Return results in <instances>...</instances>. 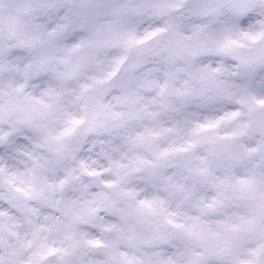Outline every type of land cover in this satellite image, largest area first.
Segmentation results:
<instances>
[{
    "label": "snow or ice",
    "instance_id": "obj_1",
    "mask_svg": "<svg viewBox=\"0 0 264 264\" xmlns=\"http://www.w3.org/2000/svg\"><path fill=\"white\" fill-rule=\"evenodd\" d=\"M65 7L68 22L51 32L35 23L38 13ZM184 7V0H49L46 4L0 0V30L6 27L11 35L25 34L28 38L22 43L29 46L54 45L69 28L94 25L93 38L65 50L60 61L65 66L57 74L62 82L89 65L97 74L68 93L78 112L60 109L62 130L45 141L56 153L55 164L74 158L79 144L65 140L86 121L90 127L81 133L80 142L89 131L124 130L121 139L127 147L126 152L114 150L118 157L102 153L108 161L103 171L82 161L79 175L67 172L58 183L41 174L46 164L34 161L26 171L12 172L0 162V188L5 189L0 192V264H264V172L253 164L264 160V95L248 88L234 92L216 87L215 95L209 96L220 69H200L189 80L180 78L184 69L171 70L193 40L203 50L230 55L242 66L264 64V22L255 30L225 28L209 35L195 27L192 35L185 36L176 15ZM223 8L237 17L253 9L264 14V0H226L215 6L207 0H191L189 14L214 17ZM144 15L163 20V25L140 33L123 23ZM101 17L116 23H101ZM82 48L90 49V54L74 63ZM109 50L116 54L109 58ZM101 55L105 58L97 62ZM157 59L168 66L162 76L154 75L159 68L142 72ZM47 62V58L41 61ZM114 90L119 92L112 97L114 104L106 103ZM14 91L19 93L22 87ZM63 94V83L60 90L50 88L43 94L48 102L34 101L40 107L30 117L55 115ZM196 99L206 103L225 99L239 105V110L200 118L184 111ZM15 131L0 128V144H8ZM218 167L221 175H216ZM241 167L243 174L238 175L236 169ZM105 173L112 179H101ZM137 173H143L154 192L142 195L128 187ZM84 176L94 178L101 188L91 198V185L82 183ZM69 185H78L82 201L65 199L57 202L60 216H45L43 222L34 219L39 216L34 205L53 206V196L63 194ZM202 189L213 195H202ZM238 202H243L245 211L234 218L219 220L215 227L202 220L207 215L224 216ZM185 207L199 215L188 214ZM84 224L95 234L85 231ZM164 245H173L176 251H147Z\"/></svg>",
    "mask_w": 264,
    "mask_h": 264
},
{
    "label": "clouds",
    "instance_id": "obj_2",
    "mask_svg": "<svg viewBox=\"0 0 264 264\" xmlns=\"http://www.w3.org/2000/svg\"><path fill=\"white\" fill-rule=\"evenodd\" d=\"M41 4H46L49 0H38ZM226 0H207L210 5L224 3ZM185 7L180 9L176 15L179 18L178 23L182 25V32L185 36L192 35L195 27L205 29L204 35L215 34L225 28H231L237 32L255 30L262 22H264V14L261 10L253 9L243 16H233L226 8L221 9V13L214 17H195L189 14L191 0H184ZM68 15V7L59 11L47 9L37 14L36 24L43 25L45 32H51L57 24H65L68 21L64 19ZM101 23H116L111 17H101ZM126 26L135 27L138 32L144 33L148 30H154L163 25V20L157 19L150 15L132 17L123 22ZM95 33L94 25L89 29H72L69 28L55 44L29 46L22 43L28 37L25 34L11 35L7 28L0 30V128L10 131L14 127L16 129L8 144H0V162L12 172H24L34 166V161L40 164H46V168L41 170V174L46 176L50 183H58L62 179H66L67 172H73L74 175L80 174V164L85 162L97 170L103 171L107 167L108 161L102 153H108L115 157L119 153L114 151L119 148L121 152H126L127 147L124 145L121 137L125 135L124 130L110 131L107 129H97L89 131L80 142L81 133L90 127L88 121L72 136L65 140L67 144H79V151L74 158L65 159L57 166L55 164L56 153L45 146V141L51 136L62 130V124L59 123L60 109H66L68 112H78V109L71 103L73 97L68 93L75 90L79 85L90 83L89 76L96 75V69L93 65H89L85 69H81L77 76L72 80L62 82L58 79L57 74L65 71V66L60 62L65 56V50L70 49L73 45L79 44L83 40H90ZM189 49L183 54V58L178 59L171 70L184 69L180 74L182 80L191 79V74H196L200 69L208 68L220 69L216 73L215 79L210 86L209 96L215 95L216 87H230L231 91H239L241 88H248L257 94L264 95V64H257L252 67L242 66L241 63L230 55L218 54L205 51L200 47L198 41H188ZM90 54V49L82 48L74 57V63H79L82 58ZM116 54V50H109L107 56ZM47 58V63L42 64L41 61ZM103 55L98 57L99 60L104 59ZM167 65L157 59L155 62L148 63L142 69V72L148 73L153 69H161L154 75L163 74V70L167 69ZM64 86V94L61 97L60 104L55 115L46 118L30 117V114L38 107L34 105V101L47 98L43 96L50 88L61 89ZM22 91L16 93L14 89L21 88ZM119 94L118 90L105 98L106 103H113V95ZM115 110L119 111V106L114 105ZM239 110V105L231 103L225 99H216L205 102V100L196 99L192 101L184 109L185 112L196 114L200 118L207 115L223 116L227 112ZM138 127V125H137ZM203 155V153H201ZM47 162V163H46ZM253 164L259 166V170L264 172V160L257 159ZM247 164V167L253 166ZM55 168L53 172L51 169ZM238 175L243 174V167L237 168ZM222 169L216 168V175H221ZM101 179L110 180L112 177L105 173ZM82 183L91 185L88 189L89 198L91 194H95L101 190L96 186L94 178L84 176ZM128 187L142 191V195L150 194L155 191L143 179V173H137L130 177ZM78 185H69L63 194L57 193L53 196V206L34 205L39 208L38 222H43L45 216H60L57 211V202L65 199L82 201L83 197L80 191L76 190ZM4 188H0V192H4ZM163 194V193H162ZM201 194L211 196L213 193L208 190H201ZM62 206V203L59 205ZM175 207V205H173ZM190 215H199L196 209L185 207L183 209ZM245 211L243 202H238L237 206L227 210L224 216L207 215L202 220L208 226L215 227L216 222L222 219L234 218L237 214ZM15 215V214H14ZM109 220L115 221L117 218L106 215ZM23 223V217H18ZM81 227L88 232L95 234V229L84 224ZM177 246L180 245L176 241ZM147 251H164L171 254L176 251L173 245H164L156 249H147Z\"/></svg>",
    "mask_w": 264,
    "mask_h": 264
}]
</instances>
